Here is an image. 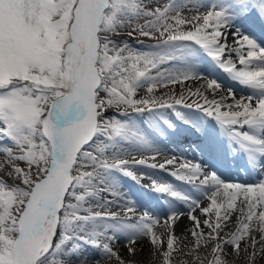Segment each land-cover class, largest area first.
<instances>
[{"label":"snow or ice","instance_id":"1","mask_svg":"<svg viewBox=\"0 0 264 264\" xmlns=\"http://www.w3.org/2000/svg\"><path fill=\"white\" fill-rule=\"evenodd\" d=\"M0 264H264V0H0Z\"/></svg>","mask_w":264,"mask_h":264},{"label":"bare ground","instance_id":"2","mask_svg":"<svg viewBox=\"0 0 264 264\" xmlns=\"http://www.w3.org/2000/svg\"><path fill=\"white\" fill-rule=\"evenodd\" d=\"M233 174H235L234 171H232V172H231L230 174H228V175L231 177ZM249 179H253V177H249ZM233 180H235V179H233ZM125 186L129 187V184H128V181H127V180H125ZM131 190H132V192L134 193L133 198H134V199L138 198L136 194L139 193V191H140L139 186L135 185L134 187L131 188ZM145 191H147V190L145 189ZM146 198L148 199V197H146ZM152 198H153V199L155 198V194H152ZM145 200H146L145 197H143L142 199H140V204L143 205V203L145 202ZM152 207H155V204H153ZM184 224H187V218H185V219L181 222V227H182ZM179 231H180V229L178 228V229H177V232H179Z\"/></svg>","mask_w":264,"mask_h":264}]
</instances>
